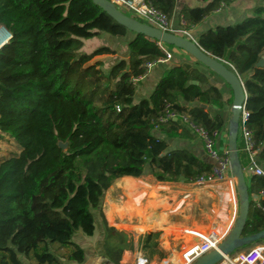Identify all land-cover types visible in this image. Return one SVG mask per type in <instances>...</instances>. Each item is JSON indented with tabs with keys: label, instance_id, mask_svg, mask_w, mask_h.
I'll return each instance as SVG.
<instances>
[{
	"label": "trees",
	"instance_id": "1",
	"mask_svg": "<svg viewBox=\"0 0 264 264\" xmlns=\"http://www.w3.org/2000/svg\"><path fill=\"white\" fill-rule=\"evenodd\" d=\"M198 1L205 4H184L179 11V21L183 17L191 28L236 0ZM145 2L170 20L176 11L177 0ZM262 2L251 16L203 30L196 40L243 81L250 113L247 126L264 162V66L257 67L264 55ZM0 26L11 34L0 48V133L22 148L0 165V264H25L18 254L35 264H61V259L82 264L87 243L75 242L74 236L82 232L95 237L98 221L103 231L97 248L108 264H121L125 250L161 256L159 232L138 239L116 232L108 226L102 205L121 177L191 184L212 173L213 163L187 149L171 148L162 137L189 139L195 134L187 126L180 120L159 121L171 104L218 136L225 129L222 94L196 67L203 64L195 60V65L166 70L151 95L136 102L146 64L165 53L158 41L118 24L93 0H0ZM101 34L120 39L133 35L128 59L119 60L108 72L99 58L117 54L110 46L81 53L84 40ZM238 148L245 169L246 156L241 144ZM124 180L131 181L133 189L141 185V180ZM247 185L250 206L244 237L264 231V211L255 199L264 191V177L254 175ZM131 190L129 184L126 194L131 196ZM154 196L150 201L157 206ZM107 213L119 226L124 214L114 206ZM144 215L142 210V229L158 230L165 223V216ZM130 258L127 254L126 260Z\"/></svg>",
	"mask_w": 264,
	"mask_h": 264
},
{
	"label": "rangeland",
	"instance_id": "2",
	"mask_svg": "<svg viewBox=\"0 0 264 264\" xmlns=\"http://www.w3.org/2000/svg\"><path fill=\"white\" fill-rule=\"evenodd\" d=\"M236 1V11L238 9L244 10L246 13L251 11L250 15L253 14L255 6L263 4L262 0ZM193 4L195 3L193 2ZM196 4L204 5L205 3L202 1H196ZM232 9L234 8H230L226 13L229 15ZM122 11L125 14H131L128 9H122ZM241 20L243 19H231V21L226 24H235ZM1 29L2 28H0V30ZM83 43L81 53H92L102 46H115L110 40L103 36L84 40ZM109 58H111V63L104 64V72H108L112 66L121 60L114 55H111ZM20 152L21 147L14 140L0 133V164L13 156L19 155ZM244 173L247 175L248 172L245 170ZM145 180H147L145 183L147 187L156 186V182H153V180ZM125 182L126 184H124ZM228 182L229 181L220 183L215 182L203 185L183 183L160 185L159 189L161 190V195L157 196L155 199L160 206H155L151 203L149 198L150 192L149 190L146 191L145 187L139 188L141 191L135 192V195L133 194L132 196H129L126 194V192H130L128 191V185L130 184L132 189L134 185L129 180H123L121 181V187L126 192H123L122 190H112L111 188L105 195L102 209L108 226L113 227L117 232L126 231L128 235L135 239H138L140 236H145L150 232L160 233L159 248L163 251H165L167 247L171 248L166 250V253L173 254V256L169 260L162 261V259H158L162 258V255L160 256L156 254L151 258L148 254L144 253L147 256V259L151 260V263L148 264H169L170 260L173 261V264H187L182 257L183 252L191 244L187 241L185 236L186 232L193 233L207 230L214 231L221 236L227 231H230L236 225L239 217L240 198L235 183L234 186L237 200L235 205H232L230 200L231 186ZM235 182H237V178ZM169 203H171V205H169ZM109 206H114L118 213L124 214L123 220L118 222L119 226H115L109 221L107 213ZM166 206L168 207L165 208ZM142 210L145 212L144 217H149L152 213H156V217H162L168 211L172 213L165 214L166 219L163 226H160L158 230L151 231L142 229L144 228V225L141 221H138L141 220V217L138 215L141 214ZM102 231L101 222L98 221V231L96 232L95 237L91 240L95 246H97L96 240L102 237ZM87 239H91V237L86 236L82 232H77L74 236V241L79 244H84L83 242ZM165 246L167 247L165 248ZM251 248L241 247L237 252H246ZM131 252L135 256L137 253L143 251ZM236 254L237 253H234V255ZM141 256L142 254H140V257ZM131 260L132 255L131 258L126 261H128V264H131Z\"/></svg>",
	"mask_w": 264,
	"mask_h": 264
},
{
	"label": "built area",
	"instance_id": "3",
	"mask_svg": "<svg viewBox=\"0 0 264 264\" xmlns=\"http://www.w3.org/2000/svg\"><path fill=\"white\" fill-rule=\"evenodd\" d=\"M110 1L114 3L120 10L128 9L133 13L132 17L145 24L153 26L162 32L171 33L197 43V40L193 35L192 28L188 27V24L183 17H180L179 26L174 27L172 20H170L167 15L154 8L152 5L147 4L145 0ZM222 6L224 7L225 5L223 4ZM0 28L4 27L0 26ZM158 44L162 47L165 57L160 58L157 62L147 63V70H150L157 63H164L172 59V53L166 49L167 45L161 42H158ZM117 110L120 111V107H117ZM249 116L250 113L246 108V104H244L239 124V134L242 139V151L247 155L249 169L252 171V173L254 175L264 177V169L260 167L257 162L259 149L256 148L254 135L247 126ZM170 120H180L182 124L187 126L195 134V136L200 139V141L203 143L206 153L215 162L211 174L202 175L191 184L203 185L215 182H223L228 178V175H233L229 150L221 153L217 148L218 132H211L205 127L198 125L188 112H177L173 110L171 104H167L164 113L159 118V121L161 123H166ZM256 201L258 202V207L264 211V205L261 202L264 201V191L260 193V196L256 198ZM229 232L230 231H227L221 236L214 231H198L193 233L186 232L185 236L187 241L191 244L183 252V260L187 262V264H193L200 257L210 253L215 249H218ZM237 251L228 255H224L223 259L217 264H264V244L257 245L246 252ZM234 253L237 254L234 255ZM172 256L173 254H162L163 260H169ZM142 258L145 263H149L148 259L144 255H142ZM141 260L142 259L139 253L136 259V264H141ZM169 264H173V262L170 260Z\"/></svg>",
	"mask_w": 264,
	"mask_h": 264
},
{
	"label": "crops",
	"instance_id": "4",
	"mask_svg": "<svg viewBox=\"0 0 264 264\" xmlns=\"http://www.w3.org/2000/svg\"><path fill=\"white\" fill-rule=\"evenodd\" d=\"M196 1H198V0H177V6H176V9H175L176 11L174 13L173 18L171 19L172 22H173L174 27H178L179 26V11H180L181 7L184 4H189L191 6H196L197 5ZM193 2L195 4H193ZM236 2L237 1H235L229 7L225 6L224 9L214 12L212 15L207 17L201 24L192 27V31H193V35H194L195 39H197L198 35L203 30H206V29L211 28V27H215V26H217L219 24H226L229 21H231V19H234V20L238 19L239 20V19H243L246 16H249L251 11L248 12V13L244 12V10H239V9L236 11V9H235V6H236L235 3ZM230 8H234V9H232L231 13H229V15H228L226 12ZM99 36L105 37L106 39L110 40L113 43V45H115V46H112V45L110 46L112 49H114L117 52V54L114 55L115 57H118L120 59H128V57H129L128 43L131 40V38L133 37L132 34H129L125 39H120V38H116V37L112 38L108 34H101ZM166 49L170 53H172V59L170 61H167V62H164V63L155 64L150 70L147 71V74L143 78L140 79V81L138 82V92H137L136 102H139L143 98H148L151 95V93L155 89L159 79L163 76V74H164V72L166 70H168V69H170L172 67L178 66L180 64H184V63H188V64H192V65L196 64L195 59L193 57H191L185 51L180 50V49H174L172 47H169V45L166 46ZM110 56L111 55L101 56L99 59L103 60L104 64L111 63V58H109ZM196 67L206 76V78L209 81V84L217 87L219 89V91L221 92V94H222L224 107H223V110L220 111V113H222L224 115V118L226 119V125H225V129L221 132V134H219V136L217 138V146L222 152H225V151L228 150V147H229V135H230L229 123H230V119L232 117L231 108H232V105H233V104H230V100L232 98L234 99L233 90L224 81V79H222L219 75H217L216 73L212 72L211 70L207 69L204 65H199V66H196ZM206 87H207V85H206ZM207 109H209V106H208ZM215 113L216 112L213 111V114H215ZM2 135H4V134H2ZM162 137L168 140L170 147L173 148V149H176V148L187 149V150L193 152L194 154H196L202 160H204L206 162L213 163V164L215 163L209 157V155L206 153V151L204 149V146H203V143L195 135H193L189 139H186V138L168 139V138H166V136H162ZM241 141H242V139H241V136L239 134L238 143L241 144V147H242ZM21 151H22V148H21ZM240 152L246 156L245 161L247 162V165H246L244 171L246 170L248 172L247 175L245 174V176H246L247 184H249L250 183V178L252 176H254V174L249 169V161H248L247 155L242 151V148H241ZM257 162H258L259 166L264 169V162L260 161L259 155L257 156ZM126 178L137 179L138 181L141 180V182L139 181L141 183V185H139V186H137V187H135L134 189L131 190V194H130L131 196L133 194L135 195V192L141 191L139 188L145 187L146 191L149 190V192H150L149 193V198L151 197L152 193H153V195H155L154 197L157 198V196L161 195V190L159 189L160 185L162 186L164 184H170V183L156 182V186H151L152 187L151 188V187H147L145 185V183L147 182V180H145L146 178H135V177H131V176H125V177H121V178H119V179H117L115 181V183L111 187L112 190L113 189L114 190H122L123 192H126L121 187V181L126 179ZM235 180H236V178H235L234 175H228V178L225 180V181H229L228 183L231 186V188H230V200L232 202V205H235L236 200H237L236 199V194H235V186H234L235 183H236ZM153 182H155V181H153ZM218 183H220V182H218ZM124 184H126V182ZM171 184H175V183H171ZM156 203H157V206H160L158 202H156ZM169 205H171V203H169ZM167 207L168 206H166L165 208H167ZM170 213H172V212L168 211L165 214H170ZM153 214H156V213H152V215ZM165 214H164V216H165ZM152 215H150L149 217H151ZM138 216H140V215H138ZM149 217H146V218H149ZM138 221H140V220H138ZM166 222H168V221H166ZM120 232L125 233L126 231H120ZM128 232H131V231H128ZM134 232H136V231H134ZM92 239H93V237H91V239L85 240V242H84V243H87V246H83L85 248V251H86V260L82 264H108L106 259L103 256H101L100 248H97V246H95L93 244V242L91 241ZM166 247L167 246H165V248ZM168 249H171V248L167 247L165 249V251H163L161 249L160 250L162 251V254H163V252L166 253V250H168ZM139 253H137L134 256L133 253L130 250H125L123 252L122 256H121L120 263L121 264H128V261H126V255L130 254V255H132V260L130 261V263L131 264H136V259H137V256H138ZM140 254H142V255H144L146 257L144 252H141ZM18 257L25 264H35L34 260L27 259L22 254H18ZM158 259H160V260L162 259V261H163V258H158ZM60 262H61V264H78L76 262H72V261H69L67 259H61ZM148 262L151 263V260L148 259ZM156 263H159V262H156Z\"/></svg>",
	"mask_w": 264,
	"mask_h": 264
},
{
	"label": "water",
	"instance_id": "5",
	"mask_svg": "<svg viewBox=\"0 0 264 264\" xmlns=\"http://www.w3.org/2000/svg\"><path fill=\"white\" fill-rule=\"evenodd\" d=\"M93 1L95 4L99 5L109 16H111L118 24L126 27L128 30L137 34L145 35L146 37L151 38L155 41L164 43L169 46H174L177 49L185 51L195 60L203 64L207 69L211 70L212 72L219 75L222 79H224V81L233 90L234 101L231 108L232 117L229 123L230 135L228 150L232 172L233 175L237 178V193L240 198L239 217L236 225L230 230L227 237L224 239L218 249H215L210 253H207L206 255L200 257L193 264H217L223 259L224 255L231 254L239 250L241 247L250 245L254 242L264 240V231L247 237H244L242 235L248 217L250 203L248 185L244 173V168L240 161L238 148L240 118L243 105L247 102V92L245 89V85L239 75L234 71V69L228 66V63L212 56L207 51H205L198 43H194L188 39L176 36L171 33L162 32L161 30L145 24L132 16H128L110 0ZM8 33L11 38V34L9 31ZM8 41L9 40H7V42ZM4 45H2L1 48ZM263 66L264 56L257 64V67ZM193 83L197 84L196 81H194ZM201 107L205 110L208 108V106L204 104ZM59 146L62 149H67V144L60 143ZM256 198L257 197H255V199Z\"/></svg>",
	"mask_w": 264,
	"mask_h": 264
},
{
	"label": "bare ground",
	"instance_id": "6",
	"mask_svg": "<svg viewBox=\"0 0 264 264\" xmlns=\"http://www.w3.org/2000/svg\"><path fill=\"white\" fill-rule=\"evenodd\" d=\"M8 39H9V33L7 32V30H5V28H2L0 30V48L2 45H4L7 42ZM141 259H142L141 264H147L143 261L142 256Z\"/></svg>",
	"mask_w": 264,
	"mask_h": 264
}]
</instances>
